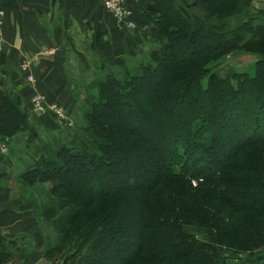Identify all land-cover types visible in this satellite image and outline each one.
<instances>
[{
    "label": "trees",
    "instance_id": "1",
    "mask_svg": "<svg viewBox=\"0 0 264 264\" xmlns=\"http://www.w3.org/2000/svg\"><path fill=\"white\" fill-rule=\"evenodd\" d=\"M199 4L206 23L195 27L190 13L182 10L177 0H144L143 7L151 15L152 42L158 46L150 49L147 61L140 62L138 72L126 69L119 75L112 70L99 78L98 95L88 98L84 137L80 138L84 140L71 148L60 145L54 152H46L22 172L26 182L51 181L52 189L77 203L74 219H79L82 237L77 246L83 249L89 243L84 264H92L88 254L99 241L96 235H101L103 242L107 238L138 241L160 220L156 233L165 235L157 247H165L168 256L152 250L149 261L155 264H206L207 250H201V244L182 228V220L209 228L211 223L216 229L221 218L236 216L238 220L254 214L264 226V58L256 62L254 75L231 71L225 77L211 68L225 51L264 55V22L256 26L246 23L226 33L221 31L223 26L208 21L207 14L223 17L242 10L243 0L186 2L188 9L199 8ZM252 10L264 15L259 7L253 5ZM228 37L230 44L225 42ZM2 85L0 80V140H5L27 127V112L21 97ZM219 95L233 102H224L223 114L213 116V103ZM180 115H185L184 119ZM158 124L166 126V131L159 128L163 132L160 139L168 145L166 153L165 148L150 142ZM148 160L155 162L150 163L145 183L138 177L147 169ZM132 173L137 174L133 181ZM214 174H218L216 180ZM117 176L119 181L113 184ZM200 176L202 182L196 188L192 180ZM200 184L208 191L202 194L200 190L196 199L213 210L215 222L207 220L208 211L200 215L199 203L194 214L188 207L177 211L182 212L177 223L169 193L179 190L175 197L183 198ZM154 193L155 199L149 201ZM242 193L247 197L235 196L242 202H231L234 195ZM108 197L115 201L108 202L102 214L94 215L91 210L81 217L84 205L88 208ZM257 229L254 227V232ZM257 235L264 244V229ZM14 241L0 237V264L10 261ZM56 250L54 247L45 254ZM116 264L125 263L120 260ZM253 264H264V255Z\"/></svg>",
    "mask_w": 264,
    "mask_h": 264
},
{
    "label": "rangeland",
    "instance_id": "2",
    "mask_svg": "<svg viewBox=\"0 0 264 264\" xmlns=\"http://www.w3.org/2000/svg\"><path fill=\"white\" fill-rule=\"evenodd\" d=\"M187 1L192 2V0H186V2ZM250 1L251 0H243L242 10L239 9V11H231L223 17H215L207 14V20L215 23L220 28L223 26L221 31L226 33H233L236 28L240 29L246 23H251L253 26L262 24L264 22V15L255 13L254 10H252L253 6ZM189 9L193 22L195 19V21L198 20L202 22L201 24L206 23L204 22V15H206V13L203 6H200L199 4V8L193 7L192 9ZM148 11L149 10L143 8V18L140 16L141 25L138 26V28L135 27L136 29L134 28L131 30L120 29L121 27L116 25L115 19L112 16L109 20L106 19L104 15L105 12L102 10H100L101 13L98 14L96 18L95 16H77L78 22H82V32H77L78 29L71 30V28H69L68 30H65V32L61 33L62 41L59 44L56 43V45H53L54 48L42 47L41 50L35 53V56L32 57L33 64L37 61L36 56L43 54V49L50 50V53H46L45 55H50L57 49H62L64 51V54L62 55H64L63 61L66 69L65 73L67 82L70 83L69 86L72 93L71 106L73 104V108L71 109L72 111H68L66 108L67 106L62 104L59 100L48 101L42 91L37 87L36 89L41 91L39 94L43 96L44 102L46 101V103L50 105L51 109H54L57 113L61 108L66 115L63 117L58 115V117L55 114V111L49 109L44 112L41 110L33 111L31 101L36 93H31L29 96L30 101H28L29 99L27 100V104L30 102V106H28L25 110V112H27V127L23 130V132H18V134L13 137L14 142L11 143L13 146L15 144L16 151L9 154V145L7 146L6 143H1L0 160L3 161L4 158H8L9 155L11 160L12 158L14 159V164L11 165L13 170H16V173L13 175V180L21 182V184L17 186V189L13 190V193L19 197L26 206H31L30 208L32 209L35 207L38 208L37 214L40 219H43L39 222L40 225L38 229L43 232L50 230L55 232V236L53 240H50V242L44 243L42 241L44 239H41L38 242L40 243L39 247L43 245L42 249H44H40V251L50 250L54 247L59 249L56 250V253L51 252L45 254V252H43V257L50 264H84L85 262V258L87 257L86 254L89 249V243L85 244L83 249H79L80 247L77 246L82 240V237L79 236V234H81L79 231L81 228H78L79 219H74L78 206L77 203L71 201L64 195L59 194L55 189H52L53 184L51 181L34 180L33 182L28 183L26 182L27 179L23 177L22 172L31 167L35 160L41 155L46 154V152H54L60 147V145H65L68 148H71L77 142L79 143L84 140L80 138L84 133L82 129L86 125L85 114L90 103V99L88 100V98L90 96L98 95L99 90L96 83L99 78L104 77L105 73L112 70H116L114 72L119 75L126 69L131 73H136L141 65L140 62L142 60H148L150 49L158 46L157 43L152 42L153 38L150 35L152 28V24L150 23L151 15ZM3 18L5 19V15ZM194 25L195 24H193V26ZM90 29L91 31L88 33L87 30ZM3 30L2 42L4 41ZM125 35L126 37L134 35L137 40L134 41V46L129 49H126L122 44V51H118L119 47L116 46H118L119 43L117 42H119L120 37H125ZM111 42L113 43L110 45ZM225 42L228 44H230V42L232 43L231 37H228ZM224 53L226 54L223 55V58L217 62L218 64L211 66V68L212 71L225 77H228L227 74L231 71L246 72L250 75H254L256 62L264 58L263 54L252 53L251 51L243 52L238 51L237 49L227 52L225 51ZM207 76L205 78H207ZM23 77L25 88L26 86L35 88V86H38L39 82L42 81V79L40 80L37 78L36 74H34V80L32 79V81L27 78L26 72H23ZM205 78L201 79L202 83L206 81ZM230 80L233 82V79ZM3 89L12 91L10 86L7 88L4 86ZM15 93L17 94V91ZM218 99H221L220 95L215 98L216 101L213 103L215 104L213 116L216 114H223L225 105H231L233 102L232 99H226V95L222 96L223 100L221 99V103ZM206 103L208 102L206 101ZM184 116L185 115H180L179 118L184 119ZM157 117L160 118L161 116L158 114ZM173 121L176 120L174 119ZM159 128L166 131V126L158 124L150 142L153 145L158 144L159 147L165 148L163 149V153H166L168 145L165 146L164 142L160 139V136L162 135L160 133L162 131L159 130ZM82 137H84V135ZM226 142L227 141L224 140V143ZM217 157H219V154ZM147 162V169H144L138 177L139 180L142 179L145 183L147 182V177L149 176L148 171L150 170V163L155 161L148 160ZM131 175L132 176L130 177L133 181L137 174L132 173ZM217 176L218 174H214L213 180H216ZM201 180V176L198 180L193 179L192 184L196 186L198 183L202 182ZM117 181H119V176H117V179L113 181V184H116ZM145 183L143 184L145 185ZM205 186L206 185L200 184L199 189L187 193V195L183 198L175 197V192L179 190L173 189V191L169 193L168 197L171 199V203H173L171 207L173 211L175 210L176 216H178V218H176L177 223H179L182 219V212L177 213V211H181L182 209H186L188 207V209H193L192 213L194 214L196 205L199 203L201 206L200 215L205 216L208 211L209 216H207V220L215 222L217 217L213 218L215 215H211L213 210L207 209L201 199H196V197H198L196 194L200 192V190L203 191L201 192L202 194L208 191V188ZM155 193H158V191ZM155 193L152 197H148L149 201L153 198L155 199ZM159 193H161L160 190ZM235 196H237L238 199L247 197H245V194L243 193L242 196L234 195V197L231 198V202L234 204L242 202H238L239 200L235 198ZM111 201H115V198H104L99 202L92 203V206L90 205L88 208H86L88 204L84 205L81 209V217L82 214H85V212L91 213L92 211H95L94 215L102 214L107 203ZM248 201L250 200L248 199ZM26 208L28 209V207ZM253 215L254 214L245 216V218L243 216L238 220H236V216L233 217L232 220H230V218H221L219 227H215L216 229H212L214 226L211 223L207 224L211 227L209 228L203 225H193L189 220H182L181 226L192 235L196 242L201 244V250H207L205 255L206 264H253L259 256L264 255L263 241L259 239V235H257L259 230L263 231L264 226L259 223L260 219ZM53 225L55 230H53ZM158 225L159 227L162 225L161 220L158 221V224L156 223L155 225H151L153 231H146V236L143 238L140 236L138 241L134 240V238L110 241L113 239H108L106 237L109 241L106 240L103 242L100 239L102 236L96 235L99 241L97 242L96 247H91L92 249H90L88 254V262L92 264H116L121 260L124 261L125 264H155V262L149 261L150 256H153L154 254L152 250H154L157 255L162 254L163 256H168V252L165 250V247H157L161 242H163V236L165 235L160 236L159 232L156 233ZM257 226L259 227V230L257 229L256 232H254L253 229L254 227L257 228ZM31 235V233L28 234L25 232L20 235L21 238L17 240L14 239L15 241L11 245L13 255L8 263L19 264L23 258L25 259L26 252L33 243V241H31ZM213 235L216 239H213ZM74 237L76 239L74 243H72L71 241ZM134 243L136 244L133 246ZM70 255H72V257H70ZM71 258H73V263L70 262ZM180 264H184V262Z\"/></svg>",
    "mask_w": 264,
    "mask_h": 264
},
{
    "label": "crops",
    "instance_id": "3",
    "mask_svg": "<svg viewBox=\"0 0 264 264\" xmlns=\"http://www.w3.org/2000/svg\"><path fill=\"white\" fill-rule=\"evenodd\" d=\"M129 1L128 7L131 11L129 18L134 20L135 27L138 28L141 25L140 16L143 18L144 0ZM177 2L182 10L190 13L186 0H177ZM254 2L255 0L250 1L252 6ZM0 10L5 15L4 41L0 50V80L3 79L4 81H2V86L5 88L10 86L12 91H17L21 97L24 110L30 106V102L27 104V100L30 101V94L42 91L48 101L59 100L67 106L68 111H72V93L70 83L67 82L64 55H62L64 51L62 49L55 48L58 51L54 49L55 51L50 55L43 53L36 56L37 61L32 64L31 71L42 81L35 88L31 86L25 88L23 72L19 67L20 62L24 57H34L35 53L39 52L42 47L54 48L53 45L62 41L61 33L69 28L71 30L78 29L77 32H82V22H78L77 16H95L96 18L101 13L100 10L105 12L104 15L108 20L112 18V15L105 10L101 0H0ZM194 22L195 27L203 25L198 20L195 21L194 19ZM116 25L122 30L126 29L125 26L122 27L117 23ZM90 31L91 29L87 30L88 33ZM135 40L137 38L134 35L131 37L122 36L117 42L119 45L116 47H119L118 51H122L123 45L129 49L134 46ZM37 87L41 91L37 90ZM13 139L0 140V144L9 145V154L16 151L15 144L14 146L11 144L14 142ZM9 156L8 158L5 157L3 161L0 160V237L4 241L17 240L21 238L22 233H31L33 243L26 252L25 259L23 258L19 264H50L43 257L45 251H40V249L44 250L42 249L43 245L39 247L40 243L38 242L41 239H44L42 240L44 243L50 242L53 240L55 232L52 230L43 232L38 229L39 222L43 220L37 214L38 208L32 209L31 206H26L13 193V190L17 189L21 182L13 180L16 170H13L11 166L14 164V159L12 158V161ZM53 230H55L54 225Z\"/></svg>",
    "mask_w": 264,
    "mask_h": 264
},
{
    "label": "built area",
    "instance_id": "4",
    "mask_svg": "<svg viewBox=\"0 0 264 264\" xmlns=\"http://www.w3.org/2000/svg\"><path fill=\"white\" fill-rule=\"evenodd\" d=\"M102 4L107 12L112 15V17L115 19L116 23L121 25L122 27L125 26L126 29H134L135 28V22L134 20L130 19V10H129V0H101ZM4 14L0 10V49L2 48L3 42H2V30H3V24H4ZM44 54L50 53V50H44L42 51ZM22 72L27 73V78L32 81L34 80V74L32 73V58L31 57H24L21 60V64L19 65ZM31 107L32 110H41L45 111L47 109L55 111L54 109L50 108V105L44 102L43 96L39 94V92H36L34 94L32 101H31ZM55 114L58 116H65V112L60 108L58 112ZM59 117V116H58Z\"/></svg>",
    "mask_w": 264,
    "mask_h": 264
},
{
    "label": "water",
    "instance_id": "5",
    "mask_svg": "<svg viewBox=\"0 0 264 264\" xmlns=\"http://www.w3.org/2000/svg\"><path fill=\"white\" fill-rule=\"evenodd\" d=\"M253 5L255 7H259L260 9L264 10V2H263V0H255Z\"/></svg>",
    "mask_w": 264,
    "mask_h": 264
}]
</instances>
